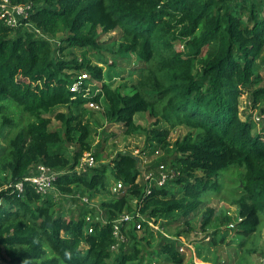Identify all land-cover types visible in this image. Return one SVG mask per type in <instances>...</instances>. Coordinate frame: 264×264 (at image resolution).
Returning a JSON list of instances; mask_svg holds the SVG:
<instances>
[{
    "label": "trees",
    "instance_id": "obj_1",
    "mask_svg": "<svg viewBox=\"0 0 264 264\" xmlns=\"http://www.w3.org/2000/svg\"><path fill=\"white\" fill-rule=\"evenodd\" d=\"M9 1L31 8L17 28L0 19V259L5 264H142L132 221L122 223L125 241L116 254L111 251L116 243L111 220L134 213L152 221L183 219L189 228L188 218L203 205L202 194L219 192L217 177L231 167L241 171L239 196L232 201L240 218L235 234L248 240L256 233L264 218V87L257 71L259 63L264 68V0ZM98 29L120 31L114 55L138 56L137 81L113 88L102 69L104 58L100 66L85 52L79 58L68 52H102ZM79 74L86 78L73 89ZM249 93L250 109L260 104V130L240 109V98ZM89 103H105L104 118L121 125L125 135L138 132L134 116L147 112L154 122L146 129V142L170 153L168 163L179 176L147 193L138 183L136 158L122 152L106 165L76 172L75 165L90 151ZM56 108L65 109L54 119L64 127L65 142L75 146L70 159L56 148L59 133L49 129ZM13 110L28 121L21 123ZM178 128L186 132L170 144V133ZM37 165L63 172L53 184L56 193L72 195L73 187L81 186L109 196L99 204L107 222L99 212L88 226L83 218L55 214L45 199L50 192L41 196L27 183L21 193L5 187ZM115 184L121 188L114 191ZM214 214L211 207L202 213V231ZM140 224L152 238L154 232ZM179 245L161 238L157 257L182 264Z\"/></svg>",
    "mask_w": 264,
    "mask_h": 264
},
{
    "label": "rangeland",
    "instance_id": "obj_2",
    "mask_svg": "<svg viewBox=\"0 0 264 264\" xmlns=\"http://www.w3.org/2000/svg\"><path fill=\"white\" fill-rule=\"evenodd\" d=\"M26 28L34 30L30 24L26 25ZM60 38L61 34H58L56 41H60ZM96 38L101 44L102 52H97L90 48H76L68 50V52L78 58L82 52H85L86 56L97 65L101 64L100 58H104L105 64L102 69L105 78L107 80L111 79L113 88H119L123 82L129 84L137 81L140 77V67L142 66L138 56L133 53L123 57L114 55L117 41L120 38V31L116 30L104 34L98 29ZM180 45L175 43L176 48L179 50ZM262 65L263 63H259L257 71L261 76L259 86L264 87V68ZM120 92L123 94L128 93L129 89L120 88ZM251 102L250 93L243 95L240 98V109L243 108V111L251 115L255 123L258 122L255 125V130H260L263 127V119L259 116L260 104L252 110L250 109ZM102 105L104 106L105 103ZM102 105H98V108L86 107L85 112V121L89 130L88 143L90 144V151L96 157V166L108 164L119 152L128 153L137 160L139 169L138 183L140 185L146 184L144 176L148 174H152L154 177L157 176L158 169L156 168L160 164L170 166V163H168L171 161L169 159L170 153L146 142V129L154 122V119L147 112L138 113L134 116V122L139 126L138 132L134 135H125L121 125L110 124L106 121L102 112ZM13 111L21 120V123L24 124L28 121L27 116L20 115L17 110ZM64 111V108H56L51 111L49 129L56 130L59 133L61 141L56 148H59L70 159L75 146L65 142L63 139L64 127L59 121L54 119L57 113ZM7 131L6 129L4 133L6 134ZM185 132L186 129L184 128L172 131L169 138L170 144L183 137ZM1 144H3V139L0 137ZM240 173L241 171L235 167L219 173L217 177L219 192L208 191L202 194L203 205L188 218L189 228L183 223V219L159 218L156 221L141 217L132 219L131 227H135L138 223H144L154 232V236L150 238L142 226L140 229L135 227L134 232L142 248V264H171L164 258L157 257L158 244L161 238L176 240L180 244L179 252L184 256L182 264H264V218H262L256 233L248 240L242 239L235 234L239 215L238 208L233 205L232 201L239 196ZM0 176L2 178L4 174ZM45 199L52 203L51 211L53 213L62 215L67 219H84L85 216L90 215L92 220H96L98 218L99 204L102 201L109 200L110 197L106 195L96 196L87 192L81 186H75L73 187L72 195L56 193L51 190ZM134 205L133 200L130 204L132 209ZM207 207L214 208L215 214L210 225L202 231L200 228L202 213ZM123 214L130 215L132 213ZM230 226H233V228H230ZM242 244L243 247L241 248ZM117 252L113 253L116 254ZM0 264L5 263L0 259Z\"/></svg>",
    "mask_w": 264,
    "mask_h": 264
},
{
    "label": "built area",
    "instance_id": "obj_3",
    "mask_svg": "<svg viewBox=\"0 0 264 264\" xmlns=\"http://www.w3.org/2000/svg\"><path fill=\"white\" fill-rule=\"evenodd\" d=\"M31 8V4L27 3L24 5L20 4H12L9 0H0V19L3 21V23L10 27V28H17L21 25V21L27 18L28 12ZM29 24H27L28 26ZM36 33L38 31L33 28ZM86 78L85 74H79L77 76V83L73 84V89H77L79 84ZM249 104V103H248ZM89 108H98L97 105L89 103L87 105ZM243 109V108H242ZM263 119V116H260ZM258 120V119H257ZM96 165V160L94 157V153L92 151L84 152L77 164L75 165L74 170L78 173L84 172L87 168H92ZM158 174L156 177L152 176V174H148L144 176V180L146 182L145 184V192H149L151 186H156L158 188H164L167 186L171 181H173L177 176H179V172L175 170L174 168H171L170 166L166 164H160L157 166ZM139 170V169H138ZM62 171H55L54 169H51L49 167L43 166V165H37L32 169L28 175L24 176L22 181L17 182L13 185H8L5 187H10L15 192L21 193L23 191L24 183L29 184L33 190L41 195L45 196L47 195L51 190H53V184L58 178L59 175H61ZM139 177V176H138ZM142 177V176H140ZM121 184H115L113 190L120 189ZM135 204V201H134ZM141 217L139 215H134V213L130 215L122 214V216L118 219L111 220L112 225V235L116 240V243L110 247L112 252H117L119 250V246L121 243L125 241V237L122 234L120 227L123 226V222H129L134 218ZM99 218L103 223L105 222L104 217L102 216V212L99 210ZM142 218V217H141ZM92 219L91 216H85L84 222L87 224V226L91 223ZM144 221V220H143ZM240 221V218L238 222ZM137 229H140L141 224L138 223L135 226ZM230 228H233V226H230ZM87 233H92V228H87Z\"/></svg>",
    "mask_w": 264,
    "mask_h": 264
}]
</instances>
